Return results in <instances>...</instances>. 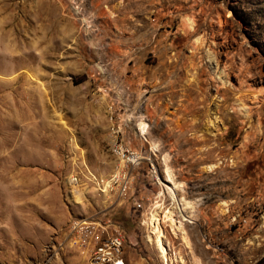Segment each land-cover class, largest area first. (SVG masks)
Listing matches in <instances>:
<instances>
[{
    "label": "rangeland",
    "instance_id": "rangeland-1",
    "mask_svg": "<svg viewBox=\"0 0 264 264\" xmlns=\"http://www.w3.org/2000/svg\"><path fill=\"white\" fill-rule=\"evenodd\" d=\"M123 167L143 211L82 175ZM156 211L170 264H264V0H0V264H89L87 217L122 226L126 264H167Z\"/></svg>",
    "mask_w": 264,
    "mask_h": 264
},
{
    "label": "built area",
    "instance_id": "built-area-1",
    "mask_svg": "<svg viewBox=\"0 0 264 264\" xmlns=\"http://www.w3.org/2000/svg\"><path fill=\"white\" fill-rule=\"evenodd\" d=\"M120 144L122 153L117 157L123 160L125 165H130L132 168L139 167L142 162L140 153L130 154L129 147L121 142ZM82 175L92 184L91 186L98 194L114 198L119 202H122V198L126 200L131 198L135 210L143 211L145 209L143 199L133 198L132 195H129L133 187V170H125L123 167L118 170L117 176L109 177L97 176L91 171H85ZM67 178L73 193L80 192L82 194L84 192L86 184L82 181V176L79 173L72 172ZM68 236L72 245L85 252L89 264H114V254H124V260H127L125 255L126 232L117 221L110 217L73 218L69 223Z\"/></svg>",
    "mask_w": 264,
    "mask_h": 264
},
{
    "label": "bare ground",
    "instance_id": "bare-ground-1",
    "mask_svg": "<svg viewBox=\"0 0 264 264\" xmlns=\"http://www.w3.org/2000/svg\"><path fill=\"white\" fill-rule=\"evenodd\" d=\"M146 126H147L146 123L142 122L141 125H140V129H139L143 133L144 137H146V135H145V127ZM156 147L157 146L154 145L153 148L156 150ZM112 150H113L114 154L117 155V156H120V153H122V146H121V144L119 142V137H118L117 133H116V135H115V137H114V139L112 141ZM129 153L130 154H139L138 151H134V150H132L130 148H129ZM121 161L123 162V160H121ZM120 167H121V165H120ZM118 170H121V168L118 169ZM168 172H169V169H168ZM117 175H118V172H117L116 176ZM169 175H170V172H169ZM167 187L169 189V193H170L172 199H174V201L178 202V206L177 207H172V208L167 210V213L165 212L166 213V217H168L169 220L172 222L173 229H174V231L176 233L177 230L179 228H181V225L179 224L180 222H179L178 217L176 215V210L180 209V213L183 215L184 220L188 221V218L184 214V210H185V208H187V206H182V203L180 202V200L178 198V195H177V192H176V189H175L177 187L175 185V183L172 184V185H167ZM189 202H188V204H189ZM188 208H189V206H188ZM152 222H153V226L155 227L154 232L157 234L156 238H157L158 248L162 252L163 259L166 261L167 264H170L169 263L170 262L169 251L165 247V243H164V239H163L164 233H162L161 227H160L161 217H160V212L159 211H156L155 213H152ZM114 264H126L125 260H124V254H114Z\"/></svg>",
    "mask_w": 264,
    "mask_h": 264
},
{
    "label": "crops",
    "instance_id": "crops-1",
    "mask_svg": "<svg viewBox=\"0 0 264 264\" xmlns=\"http://www.w3.org/2000/svg\"><path fill=\"white\" fill-rule=\"evenodd\" d=\"M56 250H58V251H62V250H61L60 248H58V247H57ZM68 258L71 259L72 263L75 262L74 256L69 255Z\"/></svg>",
    "mask_w": 264,
    "mask_h": 264
}]
</instances>
